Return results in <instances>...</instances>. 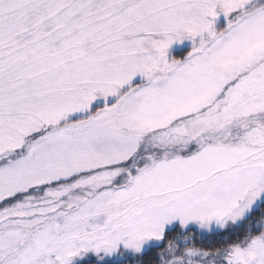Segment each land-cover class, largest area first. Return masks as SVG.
<instances>
[{"label":"snow or ice","instance_id":"6c2138e0","mask_svg":"<svg viewBox=\"0 0 264 264\" xmlns=\"http://www.w3.org/2000/svg\"><path fill=\"white\" fill-rule=\"evenodd\" d=\"M186 39L192 51L170 59ZM173 117L177 132L198 126L157 128L147 154L146 125ZM3 161L0 204L11 209L44 179L92 193L57 208V190L61 201L36 215L0 207V264H72L121 242L140 252L174 222L244 218L264 196V0H0ZM257 228L153 264H264Z\"/></svg>","mask_w":264,"mask_h":264},{"label":"rangeland","instance_id":"374dc122","mask_svg":"<svg viewBox=\"0 0 264 264\" xmlns=\"http://www.w3.org/2000/svg\"><path fill=\"white\" fill-rule=\"evenodd\" d=\"M226 24V19L223 15L218 17L217 29L224 31ZM199 38H197L198 42ZM194 45L191 39H186L183 42L174 43L168 50L169 58L184 59L192 51ZM141 78L137 77V82ZM116 97L108 98L107 103L112 104L116 102ZM105 106V100L103 97H99L98 100L93 104L92 111H96L99 108ZM200 109L192 110L193 117L195 112ZM78 116L72 117V119L79 118ZM87 115V114H83ZM177 117H173L171 120H167L166 123L160 124H147L146 127L149 128V132L145 133L146 138L143 140L144 148L147 154L156 155L152 152L153 144L155 140L152 138L150 133H155L157 128L166 129L165 135L168 137L188 136L192 133L193 128L198 125H193L191 123L185 122L180 131L177 132L175 128H170L169 126L173 124ZM238 131V130H234ZM202 134V133H201ZM195 148V145L193 146ZM143 148L141 150V155H144ZM17 156H13L12 159H17ZM0 163H7L3 161ZM123 177H121V180ZM120 181L118 180L117 183ZM74 183L73 180H61L59 182L53 181L48 182V179L42 181H34L28 186L30 191H27V195L18 194L13 201H7L5 203H13L19 205L18 209H11L8 204H0V207L9 208L10 211H22L28 215H36L38 213H45L46 206L52 204L54 201H61V196L56 195L57 190L60 191L63 196L61 203L57 204V208L62 205H67L69 207L75 205L77 202L76 198H79L82 202L90 197L92 193V188L90 185H77L75 188L68 187ZM67 188V191H65ZM17 191H19L17 189ZM11 195V193H9ZM264 224V196H262L253 206L250 212H248L244 218L237 219L235 222L229 221L223 227L219 226L215 222L202 227L199 223L192 222L186 228L181 227L179 222H174L173 226H169L170 230L166 233V238L164 240L154 239L151 236L146 238L141 243V251L136 252L134 249H130L121 242L117 250L113 253H105L101 251L96 253L94 251H88L87 253L74 257L72 259V264H153L146 262L144 260V255L146 253H151L154 251L157 254H163V259L168 260L171 257V253L179 250L186 249H200V248H211L215 245L221 244L227 239H233L237 235H242L245 231L251 228L253 232L258 231L257 225ZM155 235V233L153 234ZM192 259L193 264H196L197 258H186L187 260ZM163 264V261H162Z\"/></svg>","mask_w":264,"mask_h":264},{"label":"trees","instance_id":"16d2710c","mask_svg":"<svg viewBox=\"0 0 264 264\" xmlns=\"http://www.w3.org/2000/svg\"><path fill=\"white\" fill-rule=\"evenodd\" d=\"M156 253L154 252V251H152L151 253H146L145 255H144V260L146 261V262H149V263H153V261H154V255H155Z\"/></svg>","mask_w":264,"mask_h":264}]
</instances>
